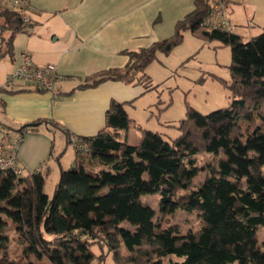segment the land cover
<instances>
[{
  "label": "trees",
  "instance_id": "1",
  "mask_svg": "<svg viewBox=\"0 0 264 264\" xmlns=\"http://www.w3.org/2000/svg\"><path fill=\"white\" fill-rule=\"evenodd\" d=\"M194 6L171 37L129 53L124 69L95 74L81 87L113 80L147 90L151 82L141 72L157 53L168 55L180 44L185 31L195 32L210 11L209 0H194ZM23 28L16 13L0 10L7 45ZM200 38L230 47V104L209 114L188 109L173 139L141 130L138 143L129 144L121 133L136 125L124 104L112 101L97 134L70 137L64 131L76 166L60 170L50 198L47 167L21 168L20 174L1 169L0 264H104L109 255L113 264H264V241L258 244L257 236L264 226V31L247 41L218 28L201 31ZM202 153L218 161L193 185ZM154 193L163 214L158 219L141 202ZM176 210L194 215L199 228H163L161 216ZM9 226L21 247L18 258L9 256V237L2 233Z\"/></svg>",
  "mask_w": 264,
  "mask_h": 264
},
{
  "label": "crops",
  "instance_id": "2",
  "mask_svg": "<svg viewBox=\"0 0 264 264\" xmlns=\"http://www.w3.org/2000/svg\"><path fill=\"white\" fill-rule=\"evenodd\" d=\"M242 1L233 4L229 14ZM29 3L30 24L12 36L10 45L6 42L9 33L0 32V131L17 134L25 127L16 151V163L25 172L47 167L51 174L52 162L60 173L76 166L75 155L67 168L61 167L64 151L70 145L64 131L70 137H91L104 128V117L112 101L126 106L142 98L146 91L140 84L113 80L96 86L81 85L103 71L124 69L129 63V53L171 37L176 23L193 11L194 0H29ZM200 32L185 31L183 41L202 40ZM23 52L29 53L36 65L55 67L58 75L53 89L55 96L34 90L32 84L22 81L6 84L8 76L21 66ZM29 123L37 126L27 127ZM57 134L64 138L65 144L56 153ZM83 166L90 169L85 158Z\"/></svg>",
  "mask_w": 264,
  "mask_h": 264
},
{
  "label": "rangeland",
  "instance_id": "3",
  "mask_svg": "<svg viewBox=\"0 0 264 264\" xmlns=\"http://www.w3.org/2000/svg\"><path fill=\"white\" fill-rule=\"evenodd\" d=\"M233 8L229 14L233 31L241 35L244 41L264 31V0H243ZM230 61L229 46H222L217 41L205 43L196 38H186L168 55L157 53L154 60L141 72L147 75L151 82L150 87L142 98L124 106L127 116L134 120L136 127L122 132L121 138H126L129 144H137L141 138V130H150L162 133L165 139L170 140L179 134L177 126L185 118L188 109L209 114L228 106L233 96L229 88ZM63 139L58 134L54 139L56 153L65 144ZM72 149L69 145L64 151L61 167L67 168V163L75 157ZM217 161L218 157L213 153L199 154L197 164L200 174L193 180V185H199L204 178L205 167L215 165ZM49 164L54 168L53 173L46 178L44 192L50 198L59 177V170L56 164ZM141 202L154 211L155 219L163 215L157 193L142 195ZM159 220L163 228L178 225L182 233L194 231L200 226L194 215L179 210L168 212ZM122 226L128 230L134 229L127 221H123ZM5 229L2 233L9 237V256L18 258L21 247L16 242L11 227ZM257 236L258 244L264 241V226L257 230ZM104 264H113L110 255L105 258Z\"/></svg>",
  "mask_w": 264,
  "mask_h": 264
},
{
  "label": "built area",
  "instance_id": "4",
  "mask_svg": "<svg viewBox=\"0 0 264 264\" xmlns=\"http://www.w3.org/2000/svg\"><path fill=\"white\" fill-rule=\"evenodd\" d=\"M241 0H209L210 11L200 21L197 30L210 31L213 29H223L233 31V24L229 19L230 7ZM9 9L16 13L23 27L30 24L28 11L30 9L29 0H0V10ZM22 64L12 72L6 81L7 85L22 81L33 85L37 91H46L54 94V85L58 79L56 69L53 65H36L32 62L29 53L21 54ZM21 134L12 135L7 130L0 132V170H11L15 174L22 172L21 167L16 163V151L22 143ZM86 151V148H81Z\"/></svg>",
  "mask_w": 264,
  "mask_h": 264
},
{
  "label": "water",
  "instance_id": "5",
  "mask_svg": "<svg viewBox=\"0 0 264 264\" xmlns=\"http://www.w3.org/2000/svg\"><path fill=\"white\" fill-rule=\"evenodd\" d=\"M33 126H37V123H29V124H27V127H33Z\"/></svg>",
  "mask_w": 264,
  "mask_h": 264
}]
</instances>
